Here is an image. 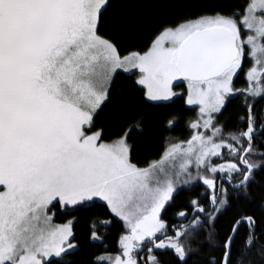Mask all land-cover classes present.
<instances>
[{
	"label": "snow or ice",
	"instance_id": "snow-or-ice-1",
	"mask_svg": "<svg viewBox=\"0 0 264 264\" xmlns=\"http://www.w3.org/2000/svg\"><path fill=\"white\" fill-rule=\"evenodd\" d=\"M121 72L141 103L181 99L195 112L188 137L168 138L158 158L140 163V122L119 133L98 123ZM237 96L244 112L232 130L224 111ZM260 99L264 0H0V264H77L66 258L82 250L78 221L58 214L100 202L88 239L103 247L80 264H264ZM234 199L260 216L239 212L221 236ZM204 246L219 254L201 258Z\"/></svg>",
	"mask_w": 264,
	"mask_h": 264
},
{
	"label": "trees",
	"instance_id": "trees-1",
	"mask_svg": "<svg viewBox=\"0 0 264 264\" xmlns=\"http://www.w3.org/2000/svg\"><path fill=\"white\" fill-rule=\"evenodd\" d=\"M232 2H239V0H232ZM144 37H137L134 41L136 46H141ZM135 77L130 76L128 73L121 72L115 78L114 84V103L104 109L103 112L97 117L98 123L106 124L108 127L106 131L111 133H119L127 127H132L137 122H140L142 128L135 129L131 134V142L137 145L139 150L140 163L145 159L158 158L162 153L163 146L166 140L170 137L187 138L189 131L187 129V122L189 118L195 116V112L190 111L189 108L181 99H176L175 102H147L141 103V96L137 94L136 87L134 86ZM118 100H123L122 104H117ZM240 98H231L224 111V117L232 120L230 127L235 130V125L238 123V117L243 114L244 109L241 107ZM255 108L257 111H264V99L257 101ZM176 117L175 126L169 128L168 120ZM264 173L257 174L258 183ZM200 190L203 188H196L195 190L181 191L175 197L176 204H186L190 198L198 196ZM260 188L254 187V196L260 195ZM94 207V213L90 214L87 209L73 212L71 216H61L58 214L57 220L63 223L66 219L75 217L78 221L74 225L75 235L78 238V243L81 246V251L66 258L68 261H75L80 264L81 258L90 255L93 252H98L103 245L93 247L89 241L88 228L93 217L101 216L105 211L102 207V202L97 203ZM247 211L249 213L255 211L259 217L260 212L255 204H248L247 202H237L235 199L231 202V206L224 210L223 214L219 217L216 227L217 232L222 236L224 231L229 227V224L239 212ZM172 212V209H169ZM264 229V224L260 225ZM121 230V223L116 222L109 229V235L105 238V244L109 248H115L116 242ZM246 229L241 228L240 235L237 237V243H241L245 235ZM259 234V229H258ZM259 243H264V238ZM206 247H203V250ZM209 252L210 247H207ZM253 260L259 261L260 256L254 250ZM213 254L219 253H201V258H210Z\"/></svg>",
	"mask_w": 264,
	"mask_h": 264
},
{
	"label": "flooded vegetation",
	"instance_id": "flooded-vegetation-1",
	"mask_svg": "<svg viewBox=\"0 0 264 264\" xmlns=\"http://www.w3.org/2000/svg\"><path fill=\"white\" fill-rule=\"evenodd\" d=\"M243 79H244V78H243L242 75H241L240 77L236 78L235 81H234V83H235V87H237V88L244 87L245 85H244V83H243ZM235 98H236V99H237V98L243 99L242 97H239V96H237V97H235ZM188 107H190V106H188ZM202 192H203V191L200 190V193H202ZM200 193H199V194H200ZM199 194H198V195H199ZM169 213L171 214V212H169ZM171 222H172V223H176L177 221L173 220V221H171ZM244 229H245V228H244ZM204 247L207 248L208 246H204ZM206 248H205L204 250L202 249L201 253H219V252H218V249H214V248H211V247H210V250H209V252H208V251H207L208 249H206Z\"/></svg>",
	"mask_w": 264,
	"mask_h": 264
},
{
	"label": "rangeland",
	"instance_id": "rangeland-1",
	"mask_svg": "<svg viewBox=\"0 0 264 264\" xmlns=\"http://www.w3.org/2000/svg\"><path fill=\"white\" fill-rule=\"evenodd\" d=\"M183 87V86H182ZM177 91H181V88H177ZM154 103H158V102H154ZM88 212L90 214L94 213V207L88 208ZM57 223H59L58 221H56Z\"/></svg>",
	"mask_w": 264,
	"mask_h": 264
}]
</instances>
